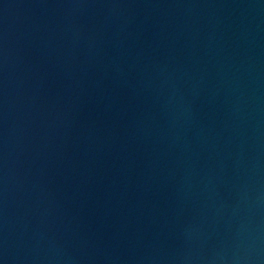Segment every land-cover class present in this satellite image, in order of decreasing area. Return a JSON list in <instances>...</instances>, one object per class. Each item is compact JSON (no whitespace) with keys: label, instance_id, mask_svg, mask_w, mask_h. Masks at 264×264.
Masks as SVG:
<instances>
[{"label":"water","instance_id":"obj_1","mask_svg":"<svg viewBox=\"0 0 264 264\" xmlns=\"http://www.w3.org/2000/svg\"><path fill=\"white\" fill-rule=\"evenodd\" d=\"M0 264H264V0H0Z\"/></svg>","mask_w":264,"mask_h":264}]
</instances>
